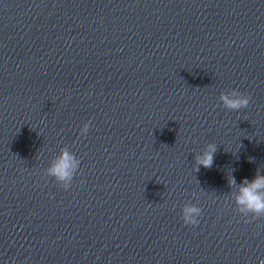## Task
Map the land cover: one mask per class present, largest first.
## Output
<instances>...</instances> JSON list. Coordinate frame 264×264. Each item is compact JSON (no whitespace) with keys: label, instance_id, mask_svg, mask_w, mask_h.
<instances>
[{"label":"water","instance_id":"95a60500","mask_svg":"<svg viewBox=\"0 0 264 264\" xmlns=\"http://www.w3.org/2000/svg\"><path fill=\"white\" fill-rule=\"evenodd\" d=\"M257 171L264 0H0V264H264L229 185Z\"/></svg>","mask_w":264,"mask_h":264},{"label":"clouds","instance_id":"9594fccd","mask_svg":"<svg viewBox=\"0 0 264 264\" xmlns=\"http://www.w3.org/2000/svg\"><path fill=\"white\" fill-rule=\"evenodd\" d=\"M220 100L223 106L230 110H240L247 108L251 101L250 96H246L237 90L230 93H221ZM91 126V121L86 123L81 134L86 135ZM217 151V145L208 144L207 150L196 156V171L199 167L211 168L214 162V155ZM81 161L76 158L73 153H70L67 148L61 150V154L54 159L51 165L47 168V174L54 177L60 182L65 190H68L74 176L76 175ZM230 187H236L238 191L235 193V202L239 211L248 215L253 214L256 217L264 216V174L257 171L255 177L251 180L245 178L239 185L234 177L229 180ZM202 215V210L193 204H185L182 208L181 218L186 225L196 226L199 224V219Z\"/></svg>","mask_w":264,"mask_h":264}]
</instances>
